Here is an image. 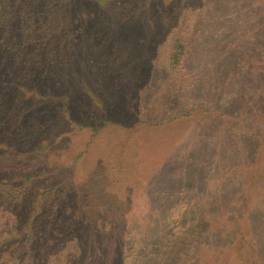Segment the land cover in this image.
Listing matches in <instances>:
<instances>
[{
    "label": "rangeland",
    "instance_id": "rangeland-1",
    "mask_svg": "<svg viewBox=\"0 0 264 264\" xmlns=\"http://www.w3.org/2000/svg\"><path fill=\"white\" fill-rule=\"evenodd\" d=\"M6 2L0 264H264V0Z\"/></svg>",
    "mask_w": 264,
    "mask_h": 264
},
{
    "label": "trees",
    "instance_id": "trees-1",
    "mask_svg": "<svg viewBox=\"0 0 264 264\" xmlns=\"http://www.w3.org/2000/svg\"><path fill=\"white\" fill-rule=\"evenodd\" d=\"M25 2L31 1V2H37L39 7L42 8L43 7V0H17V4H20L21 6L26 5L24 4ZM90 2H94L97 3L98 5H100L102 2L106 1V0H88ZM15 6L16 5H9V3H5L3 6L0 4V66L3 64V59L4 56H6L7 53L11 52V45L15 40V37L13 35L10 34L11 30V24L9 21L15 20V17L17 15V12H15ZM39 12H37L34 15H38ZM7 15H9L11 18L10 20H7ZM33 15V16H34ZM19 24L21 25L19 30L23 29L25 26V23L23 22H19ZM26 29H29L28 26H25ZM6 31H8L9 36L6 35ZM14 46H17L19 49V52H21L24 49L20 48V44L19 43H14ZM187 43L185 42V40L183 39V37L178 36L175 38V40L173 41V45L171 46V50L169 52L167 61H168V67L170 69V72L172 74H176L177 78L176 82L178 80H182L183 74H181V71L184 68V64H185V57H186V53H187ZM41 61V60H40ZM29 82H31V80H27ZM25 86H21V88L24 90V92H27L26 89H24ZM33 88H35L34 86L31 87L30 90H32ZM188 115V113H186ZM0 145H5L4 142L0 141ZM30 177H32V175L27 176V179H29ZM4 186L2 183H0V191L3 190H10L13 191V194H16V190H14L11 187H7ZM30 223H31V216L26 220L25 223V228L27 230V236L25 238V240L22 241V244H24V246L27 245H31L32 243V234L30 233L32 231V228L30 227ZM7 239H11V238H7ZM4 241H2L3 243ZM9 240L5 241L3 243L4 246H8L9 245ZM2 245V244H1ZM26 249L28 250V247H26ZM28 261H33V259L31 258V255L29 254V252H27L25 254V256L23 257V259L21 260L20 264H26V262Z\"/></svg>",
    "mask_w": 264,
    "mask_h": 264
}]
</instances>
